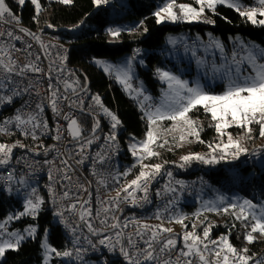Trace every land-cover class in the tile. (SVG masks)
Returning a JSON list of instances; mask_svg holds the SVG:
<instances>
[{
    "label": "built area",
    "instance_id": "obj_1",
    "mask_svg": "<svg viewBox=\"0 0 264 264\" xmlns=\"http://www.w3.org/2000/svg\"><path fill=\"white\" fill-rule=\"evenodd\" d=\"M248 6H258V3L251 0L246 4ZM11 13L12 15L5 13L0 19V33L3 34L0 35V54H10L11 59L17 62V72L29 63L36 64L43 71L26 70L23 75L14 72L6 77L0 70V97L12 96L10 102L0 100V127L7 129L0 131L3 139L1 143L11 146L19 141L25 145L13 148L8 163L0 164V192L8 193L14 188H20V194L24 197L23 207L27 199L41 201L35 216L26 215L30 218L36 217L45 200H48L68 239L70 250L75 256L79 250L81 260L97 258L104 263L130 264L120 252V247L123 246L131 254L133 262L140 259L142 264H163L168 260L170 264H176L179 260V264H187V261H191V264H202L196 255H182L180 228L174 220L171 223L169 221L182 216L178 211L182 198L191 195L200 186L201 180L188 178L185 176L186 171L193 168L210 170L220 163L209 165L193 161L180 168L182 161L174 159L150 180L147 201L142 199L144 194L140 191L134 193L136 203L131 198L124 200L123 194L119 201L111 200L110 197H115L117 191L131 181L129 177L135 170V167L125 164L119 166V160L126 159L123 157L125 140H122V124L115 129V140H109L108 136L113 133L112 121L93 99L100 95L82 84L78 66L69 61V43L72 39L69 38L67 43L60 39L66 27L53 25L47 28H31L23 22L19 13ZM14 17L18 18V22ZM139 25L125 27V32H136ZM76 31L78 28L71 32ZM9 32L12 33L11 36L8 35ZM29 33H34L39 39ZM42 45H47V49ZM140 89L136 84L131 98L142 110L150 111V104L145 103L143 96L137 94ZM53 91L57 92V111L51 105ZM13 92H18L19 95H13ZM18 114L24 119L35 117L39 124L34 129L35 139L31 122L17 127L14 117ZM66 116L68 119H65ZM71 119H76L79 124V137L71 135ZM8 121L11 123H6ZM25 131L28 135L24 134ZM57 135L60 139H56ZM88 141L92 143L88 144ZM100 156L104 157L103 162H100ZM65 160L71 166L67 172L71 182L64 179ZM125 172L129 174L120 175ZM168 172L172 173V177L167 175ZM10 174L13 179H9ZM116 177L119 179H115ZM176 181H183V188ZM24 183L30 185L24 186ZM166 186L175 188L176 191L168 192ZM65 192H68L67 197L64 196ZM172 201L174 203H170ZM73 204L76 205L75 209L71 207ZM105 208L108 211H104ZM85 210H90L91 215ZM82 211L85 212L83 219L80 215ZM117 222L119 226L112 227ZM5 223L7 222L3 225ZM174 223L177 227L172 228ZM89 224L95 231L89 230ZM143 224H163L164 227L173 229L172 233L164 232L151 241L157 257L153 261H143V254L140 252L148 247L145 242L151 240L152 232L151 229L142 228ZM3 230L4 227L0 232L3 233ZM117 233L120 235L117 236ZM170 238L177 241L176 245L160 252V248ZM101 240H105V243L100 244ZM109 244L114 246L111 250ZM212 252V249L207 252L210 264L215 261Z\"/></svg>",
    "mask_w": 264,
    "mask_h": 264
},
{
    "label": "snow or ice",
    "instance_id": "obj_2",
    "mask_svg": "<svg viewBox=\"0 0 264 264\" xmlns=\"http://www.w3.org/2000/svg\"><path fill=\"white\" fill-rule=\"evenodd\" d=\"M18 4L23 6L26 3V0H17ZM30 2L35 6L36 12L39 13L41 11L40 0H30ZM61 3L71 4L73 0H60ZM112 2V0H93L94 5L99 8L104 5H108ZM198 7H193L191 4H177L176 0H166V3L157 11L154 12V16L156 18V22L158 24L164 22H177V21H199L204 18L205 9H209L212 12H215L217 5H227L228 7L233 8L240 16L244 17L246 21L251 22L253 25L264 26V0H257L258 7H248L245 8L241 3V0H195ZM243 8V10H242ZM8 13L12 15L10 9H8L5 4V0H0V19H2ZM261 17L258 19L257 17ZM17 22L18 18L14 17ZM205 19L207 23H214L213 20ZM143 21L140 22V25H143ZM48 27H53V25L49 24ZM22 31H27V29H21ZM126 28L123 27H110L107 29L109 36L112 39L118 40L122 31H126ZM148 29L144 27V32H147ZM33 35L34 38L39 39V37L35 36L34 33H29ZM0 35H3L0 33ZM9 36L12 35L11 32L8 33ZM199 40V37L197 38ZM169 44L175 48L178 43H181L182 40L170 37ZM239 47H234L231 55L229 56L225 50L224 45L217 39L211 38L208 44L201 43V47H203L205 53L207 54L212 49H216L220 52L221 55V63L217 64L215 58L212 61L207 59V56L204 57H196V63L199 68L203 70L202 74L204 77L209 79H221L226 82L225 90L220 94H213L207 90H205V86L197 79L194 83L190 84L189 81L181 79L180 76L173 73L171 70L157 69V75L159 79L164 81L167 84V90L164 92L162 103L155 108L152 112H146V116L149 120V130L146 133V138L142 141H137L130 145L133 156L137 157V161L140 164V172L139 174L124 185L115 197H110L111 200L119 201L123 194V199L128 200L132 199L133 203H136L135 195L137 191L142 192L144 195L142 199L147 201L148 199V184L150 180L154 179L156 175H158L161 169L164 167L161 163L154 164H145L143 163L146 159H151L153 157H159L160 153L155 151L154 148H164L168 145L169 141L166 137L162 136L163 133L167 132H175L179 131L181 134L179 137L175 135L172 136L173 140L177 141L178 146H182L183 142L188 141V137H195V139L201 143L204 141L200 140V127L198 126L197 121H194L190 118L189 113L198 108L203 107L206 113H210L212 120L215 121V129L219 134L220 142L219 143H208L209 152L208 153H193L190 152L188 154L183 155L180 159L182 163L179 164L180 168H184L186 165L191 164L193 161H199L204 164L214 165L219 164L221 162H234L238 161L241 156H256L259 157L261 152H264V145L259 147H255L253 149H249L246 146L248 140L254 139L252 135L251 125L253 123L258 124L260 126L259 136L264 138V62H261L264 59V48L259 47L255 44H246L242 40L238 38ZM47 49V45H42ZM185 52L191 51L192 55L196 56V45H192L189 47L187 44L184 45ZM140 49H136L135 52L138 55L140 53ZM213 57H215V53H213ZM135 59V56L132 57ZM96 63L104 66V70L115 71L116 78L122 84L130 87L128 85V80L130 79L131 73V60L127 61L123 67H116L113 65L107 64L105 61H96ZM247 65L251 71L245 73L243 71V66ZM0 70L7 77L8 74L17 72V62L11 59L10 54L4 55L0 54ZM26 70H31L33 72H42L43 69L38 67L36 64L29 63L24 67H21L17 74L23 75ZM68 85H66L67 87ZM51 88L52 85H49ZM27 91V89H24ZM143 89L141 88L138 95L142 93ZM13 95H19L18 92H13ZM57 96V92H52V101L51 105L54 111H57V104L55 97ZM95 103L99 105L104 114L109 116L112 121V129L113 133L108 136L109 140H115V129L121 123L119 118L109 111L107 108L103 107L102 101L100 97L97 95L93 97ZM145 99H148L146 97ZM0 100H6L10 102L12 100V96L0 97ZM143 107V105H141ZM39 107V106H38ZM65 119H68L66 116ZM14 120L17 122V127L28 124L29 122L33 125V139H35L34 129L39 126V124L35 121L34 116H29L28 119H24L21 115H16ZM168 120L172 122V126L167 129H161L160 125L163 121ZM6 123H11L8 121ZM99 126L97 122L96 127ZM236 126L238 128L243 129V134L238 135L236 138H233L230 132L227 133V142L224 143L223 137L225 136V131L228 128ZM46 127V125H45ZM69 129L71 130V135L73 137H79L81 135V130L79 124L76 119H71L69 124ZM0 131H7L5 127H0ZM95 131V129H93ZM25 135H28V132L25 131ZM56 139H60L59 135H57ZM191 142V141H188ZM88 144H91L92 141H88ZM16 146L25 147V145L21 144L19 141L16 144L11 146L0 143V164L8 163V159L10 154ZM83 145L81 146V151H83ZM169 150H171L169 148ZM99 155V154H98ZM104 157L100 156V162H103ZM66 165L64 179L69 180L71 182V177L67 175L68 170L70 169V165H68L67 160L63 161ZM167 163V162H165ZM131 170L129 169V172ZM230 172L235 173V169L228 170ZM129 172L122 173L120 175L127 176ZM167 175L172 177V173L168 172ZM14 177L10 174L9 179H13ZM49 178L51 179V174H49ZM115 179H119L116 177ZM104 183V181H101ZM177 185H180L181 188L184 186L183 181H176ZM81 187H83L81 185ZM168 192H175L176 189L172 187L166 186ZM33 193L35 189L32 190ZM64 196H68V192L64 193ZM218 201L223 203L227 198L223 195L218 196ZM41 201H33L32 199H27L24 207V211L19 215H29L36 214L40 208ZM174 203V201L170 202ZM75 209L76 205L73 204L71 206ZM118 207V204H117ZM233 210L235 214V218L240 220H247L251 218L253 223L251 224V230L246 235V240L248 242H253L257 239V236L254 233H259L260 236L264 237V204L257 205L253 203L252 200L244 199L242 203L233 202L229 203L226 207L218 208L214 204L212 207L205 206V210L207 211H223L225 213L229 212V210ZM87 211L88 215H91L90 210ZM104 211H108L107 208ZM85 212H81V219L84 218ZM58 215H63L62 213H58ZM197 216L199 213L196 214ZM159 218V214L157 215ZM11 219V217H9ZM179 223L187 228V225L184 224V217L172 218L171 222ZM104 221H102L103 223ZM138 223V222H137ZM119 223H114L112 227H118ZM127 227V225H124ZM4 225H0V229H3ZM144 229H151V240L146 241L148 244L146 249L140 250L143 254V261H153L156 260L157 257L154 255L155 249L153 248L152 240H156L157 237L166 232L172 233L173 229L170 227H164L163 224L159 225H149L143 224L141 225ZM193 229H195L196 225L193 224ZM210 227H206L203 231V238L196 235L194 232L185 231L183 233V241L185 244V248L187 251L181 250L183 256H192L196 255L199 257V260L202 264H210L208 258L204 255L205 251H208V243H205L207 238L209 237ZM89 230L95 231L92 229L91 224H89ZM29 236H34L35 228H29L26 230ZM74 231V229H73ZM143 235L142 233H139ZM3 233L0 232V237H2ZM120 233H117L119 236ZM10 237H15L14 242L9 240L0 239V257H3L6 250L8 249H16L22 240L26 237L20 235L19 233H10ZM105 240H101L100 244H104ZM177 241L175 239H167L164 246L160 248V252L166 251L170 247H174ZM211 244L217 245L219 243V250H213L212 255L216 258L214 264H249V261L252 259L251 256L247 255L248 249L244 248L241 252H238L236 248H234L229 242L227 237H220L219 242L213 240L210 241ZM111 250L114 246L112 244L108 245ZM45 264H48L47 258L51 254H55L56 256L62 257H71L73 252L71 250H65L63 252L57 251L55 248H52L47 244V239L45 237ZM203 248V251H202ZM120 252L123 256L130 261V264H142L140 259L132 261V256L123 246L120 247ZM138 252V255L140 254ZM222 253H224L222 255ZM77 259L80 258L79 250L76 252ZM231 257V259H230ZM163 264H170L168 260H165ZM176 264H179V260H177ZM187 264H191V261H187ZM255 264H262L261 261L256 260Z\"/></svg>",
    "mask_w": 264,
    "mask_h": 264
},
{
    "label": "trees",
    "instance_id": "obj_3",
    "mask_svg": "<svg viewBox=\"0 0 264 264\" xmlns=\"http://www.w3.org/2000/svg\"><path fill=\"white\" fill-rule=\"evenodd\" d=\"M127 1L129 4L132 3L130 4L131 7H123V10L117 9L114 17L94 20V25L89 29L84 27L89 17L100 8L110 11L114 7L112 2L108 7L101 6L97 8L93 0H73L71 4L41 0L42 10L40 13H37L35 6L30 1H27L22 7L10 1L12 11L19 13L23 22L31 28H47L49 24L66 27V31L62 32L60 39L64 43H67L69 38L72 39V42L69 43L71 49L69 61L78 66L82 84L85 87L88 86L91 90L97 91L101 97L102 104L112 109L118 115L123 126L122 140H125L126 135L129 133L141 137L147 129L148 124L143 118L142 109L131 98L133 89L137 83L132 87L129 95L122 86L110 79L99 69L94 64V60L96 58H103L116 62L122 60L127 54H134L138 47L150 50L160 49L165 42L166 35L171 31H178L180 29L178 26L158 24L156 22V18L153 15L157 10L156 0ZM245 1L250 2L251 0ZM216 11L213 15L214 23L208 27L224 39H227L230 35L240 34L245 38L264 40V26L251 24V22L246 21L233 8L225 5L218 6ZM141 21L144 23L142 26L139 25L136 32L126 33L122 31L118 40H110L107 32L108 28L131 27L135 24H140ZM196 26L199 29L204 27V25ZM144 27L148 29L147 32H144ZM75 28H78V31L71 32ZM140 76L144 78L149 87L156 88L154 93L158 92L157 86L159 84L152 70H140ZM255 128L254 139L248 140V142H252L251 145L253 146L260 139V126L255 125ZM217 140L218 134L214 127L210 126L202 129L201 141L204 142L198 141L193 151L202 150L206 153L210 151L207 146L208 143L215 144ZM2 141L3 139L0 137V143ZM247 147L249 149L255 148L249 145ZM260 155H264V152H261ZM255 157L251 155L241 156L238 161L221 162L219 166L210 170L189 169L186 171L185 176L201 180L200 186L195 192L203 186V183L205 185L208 179L212 187H217L218 189L220 187L219 190L226 191L229 195L237 194L241 196L242 201L249 199L253 203L260 205L264 202V169L260 168ZM174 158L171 150H165L159 157H153L147 160L146 163L153 164L160 161L163 165H166ZM128 159L131 160L130 157ZM228 166L238 167L240 169V176L228 173L226 170ZM140 170V166H137L130 175L129 180L134 179ZM229 179L233 180L231 186L225 184ZM196 207V204H185L183 212H193L197 209ZM22 211H24V207L21 205L20 199L12 194L4 192L0 194V223L8 222L9 217L12 219L8 228H6L7 231L15 229L21 231L28 225L36 226L35 237L22 241L16 249L6 251L0 264H44L45 256L41 244L46 234H48L50 244L57 251L70 250L68 239L61 225L56 220L54 210L48 200H45L42 209L36 217L30 218L24 215L15 220L13 216ZM202 213H205L202 214V221L193 229L196 234H202L206 227L211 226L208 239L213 240L221 234H227L234 244L238 246L246 245V235L251 230V224L253 223L250 218L246 224H243V221L235 218V214L231 209L227 213L222 210L219 212L209 211ZM6 224L4 225V230ZM186 225L187 228L185 229L187 230L193 228L191 220H187ZM254 235L257 236V239L247 245L249 255L264 249V237L258 235V233H254ZM179 242L180 246L184 244L182 235H180ZM182 250H186L185 246ZM51 262L52 264H69L66 261H62V258L58 256H54ZM116 263H104L101 261L100 264Z\"/></svg>",
    "mask_w": 264,
    "mask_h": 264
},
{
    "label": "rangeland",
    "instance_id": "obj_4",
    "mask_svg": "<svg viewBox=\"0 0 264 264\" xmlns=\"http://www.w3.org/2000/svg\"><path fill=\"white\" fill-rule=\"evenodd\" d=\"M10 1H13L17 5H19V4H18L17 0H5V4L7 5L8 9H10V11L13 12L11 9V6H10ZM27 1H30V0H26V2ZM48 1L60 2V0H48ZM254 1H257V0H254ZM155 3L157 4V10H158V8L162 7L164 5V3H166V0H156ZM176 3L177 4H191L193 7H198L195 0H176ZM241 3L243 4V6L245 8L249 7V6L246 7V4L248 3L247 1L241 0ZM112 4L114 7L110 11H108L104 8L97 9V11H95L89 17V19L85 22L84 27H86V29L91 28L92 25H94L93 21L96 19L102 20L104 18L114 17L117 9L123 10L122 9L123 7H131L130 4H132V3L129 4V2L127 0H112ZM40 5H41V10H42L41 0H40ZM19 6L22 7L21 5H19ZM218 6H220V5L216 6L215 12H212L211 10L206 8L205 13H204V18L209 19V20H213V15L217 12L216 10H217ZM225 6H227V5L225 4ZM258 6H254V7H258ZM125 10H127V9H125ZM242 10H243V8H242ZM204 18H202L199 21H191V22H189V21H177V22L160 23V24H169L172 26L180 27V29L178 31H171L166 35L165 42L160 49L150 50L148 48L143 49V48L138 47L137 49L141 50L138 55L136 54V52L134 54H127L122 60L116 61V62L111 61V60H106L103 58H96L94 60V64L97 65L99 67V69H101L110 79H112L117 84L122 86L127 91V93L129 95H130L132 87L137 83L139 85V87L143 89V91H142V93H140V95L143 96L144 102L149 103L151 106L150 111L142 110L143 111V118L147 121V124H148L147 129L145 130L143 135L141 137H137L136 135L131 134V133L126 135L125 147L123 150L124 151L123 157H126L127 159H124V158L120 159L119 160V166H121L122 164H125L126 166L129 165V166L135 167V168L137 166H140V164L137 161V157L133 156V154H132V150L130 148V145H132L133 143H136L137 141H142L146 138V133L149 130V120L146 116V112L154 111L155 108L162 103L164 92L167 90V84L164 81H162L161 79H159V77L157 75V71H156L157 69L171 70L173 73L180 76L181 79L189 81L190 84L194 83L197 79H199L200 82L205 86V90H207L213 94H220L225 90L226 82L224 80H221V79H209V78L204 77L202 74L203 70L201 68H199L197 63H196V57H204L206 55L207 59L209 61H212L213 58H215L216 63L220 64L221 63L220 52L216 49H212L211 51H209L206 54L203 47H201V43L208 44L210 37L215 38V39L219 40L224 45V50L229 56L231 55L234 47H237V48L239 47L238 38H239V40H242L246 44H250V45L255 44L261 48H264V40L261 41V40L251 39V38H245L240 34L230 35V36H228L227 39H224L220 35L216 34L210 27H208V26L212 25V23L205 22ZM257 18L260 19L261 17L258 16ZM196 25H199V26L204 25V27L199 29L198 26H196ZM170 37H175V38L181 39L182 42L178 43L177 46L175 48H173V46L170 45L168 42ZM198 37H199V40L197 39ZM110 40L113 41L111 36H110ZM185 44H187L189 47H191L194 44L196 45V56L195 57L192 55L191 51L185 52V48H184ZM213 53H215V57H213ZM134 56H135V59H132V57H134ZM98 60L105 61L107 64L113 65L116 67H123L127 61L131 60V73H130V79L128 80V85H130V87L126 86L125 84H122L119 80H117L115 71L106 72L104 70L103 65L96 63V61H98ZM261 62H264V59H262ZM140 70H144V71L152 70L154 72L155 79L159 84L157 86V90H158L157 93H154L156 88L155 87H149L146 84L144 78L140 76ZM242 70L245 71V73L251 71V69L246 64L243 66ZM146 97H148V99H145ZM103 107L107 108L109 111H111L112 113H114L118 117V115L112 109L108 108L104 104H103ZM189 116L192 120L197 121L198 126L201 129L200 130V140H201L202 129H205V128L210 127V126L214 127V125L216 123L215 121L212 120L211 114L206 113L205 110L203 109V107H198V108L192 110L189 113ZM108 118L110 119L109 116H108ZM255 125L259 126L258 124H255V123H253L251 125L253 136L256 133ZM171 126H172V122L168 121V120L163 121L160 125L161 129H167V128H170ZM215 131H216V129H215ZM243 131H244L243 129L238 128L236 126H233L231 128L226 129L225 136L223 137L224 143L227 142V133L228 132H230L232 134L233 138H236L238 135H242ZM161 134L163 137H166L168 139L169 143L164 148H159V147L154 148V150L159 152L160 154L162 152H164L165 150H169V148H170L172 153L174 154V157H175L174 159L179 160L183 155L188 154L190 152L204 153L202 150L201 151H198V150L193 151L195 144L198 142L195 139V137H188V141H191V142L185 141V142H183L182 146H178L177 141L173 140L172 136L175 135L176 137H179V135L181 134L179 131L167 132V133L162 132ZM220 139L221 138L219 137V134H218V140L215 143H219ZM251 144H252V142L247 141L246 146L249 145L251 147H256V146L264 145V138L260 137V139H258L256 141V143L254 144V146ZM208 152H206V153H208ZM127 154H129V155L127 156ZM128 157H130L131 160H129ZM255 159L257 160V164L260 166V168L264 169V155H259V157H255ZM147 160H150V159L144 160L143 163L147 164L146 163ZM154 163H161V162L157 161ZM230 169H235L236 172L233 173V172L228 171ZM226 170L230 174H235L237 176H240V169L238 167L228 166L226 168ZM209 183L210 182L207 179L205 182V185L203 183V186H201L197 192L193 193L192 195L186 196V197L184 196L182 198V201L179 205L178 211L180 213H182V216L184 217V224L185 225H186L187 220H191L192 226H193V224H195V225L199 224L202 221V214H205L202 212H206V213L209 212V211L205 210L206 205L208 207H212L214 204L216 207L222 209L223 207H226L229 203H233V202H237V201L242 203L241 196H238L237 194L229 195V193H227L226 191L219 190L220 187H219V189L217 187H212ZM232 183H233V180H231V179H229L225 182V184L227 186H231ZM23 185L29 186L30 184L24 183ZM0 194H1V192H0ZM8 194L14 195L16 198L20 199L21 205L23 204L24 197L21 196V194H20V188H14L10 192H8ZM220 195H223L227 198L223 203H220L217 199L218 196H220ZM188 203L196 204L197 209H195L193 212H188V213L183 212L184 205L188 204ZM262 204H264V202ZM197 213H199L198 216L196 215ZM19 214H17L16 216H13V218H15V220H16L17 218L20 217ZM31 215L35 216L36 214H31ZM11 220L12 219L8 220V222L5 226V230L3 231V235L0 239H3V240L11 239L14 242L15 237H10L9 236L10 233H19L20 235L25 236L26 238L22 241H25L27 239L35 237L36 226H34V225L26 226L25 228L22 229L23 231L22 230L20 231L19 229L7 231L6 228H8ZM240 221H243V224H246L248 219L247 220L240 219ZM3 224L4 223H2V224L0 223V225H3ZM177 225L180 228V235H182V237H183V233L185 231L194 232L193 228L190 230H187V229H185V227L183 225H181L179 223H177ZM177 225H175V223H174L171 225V227L174 228V227H177ZM29 228H35L34 236H29L27 234L26 230ZM196 235L203 238V233L202 234H196ZM258 235H259V233H258ZM222 236L227 237L228 242L234 248H236L238 252H241V250L244 248L248 249L247 245L250 244V242H248L246 240V242H245L246 245L238 246L231 241L230 236L227 234H221L220 236H217L213 240L219 242V239ZM45 237L47 239V244L53 248V246L49 242L48 234H46L44 236V238L42 239V244H41L44 256H45V248H44ZM208 238L205 241V243H208L209 251L211 249L212 250H219V243H217V245H213L210 243V241H213V240H210ZM170 239H173V238H170ZM184 246H185V244L182 245V247H184ZM8 250H12V249H8ZM8 250H6V251H8ZM186 251H187V249H186ZM202 251H203V248H202ZM207 252L208 251L204 252V255L206 257H207ZM223 254L224 253H222V255ZM241 254H242V252H241ZM247 255H249V254L247 253ZM4 256H5V254H4ZM4 256L0 257V261L4 258ZM54 256H56V255L51 254L47 258L48 264H52L51 259ZM249 256L252 257V259L249 261V264H255L256 260H259L262 262V264H264V249L262 251L257 252V253L255 252L254 254H251ZM58 257L62 258V261H66L69 264H100L101 263V261L97 258H87V259H82V260L77 259V257L74 254L71 257H62V256H58ZM230 259H231V257H230ZM45 260H46V256H45ZM44 264H45V262H44ZM116 264H118V263H116ZM145 264H150V263L146 262Z\"/></svg>",
    "mask_w": 264,
    "mask_h": 264
}]
</instances>
